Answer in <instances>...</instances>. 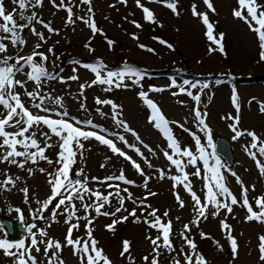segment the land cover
Listing matches in <instances>:
<instances>
[{
	"label": "rangeland",
	"instance_id": "obj_1",
	"mask_svg": "<svg viewBox=\"0 0 264 264\" xmlns=\"http://www.w3.org/2000/svg\"><path fill=\"white\" fill-rule=\"evenodd\" d=\"M60 0H56L59 4ZM67 3V0H65ZM215 8L213 13L203 3V0H178L179 16L174 15L168 8L158 3H149L148 0H141V3L155 13L157 23H149L144 18V13L136 6V0H127V4H121L118 0H91V7L94 13V19L98 28L103 30L104 35L96 34L93 37L92 32L81 21L76 20L75 25L66 26L65 20L67 13L63 9H57L51 3V0H43V6L37 9H30L25 15H30L32 11L37 13V18L45 23L50 22L51 27L59 30V35L50 34L41 24L33 22L38 32H43L47 38V43H43L38 49L48 55L46 67L51 73H58L59 76L66 80V83L58 81H49L42 88L43 92H48L53 96L63 97V103L72 117L80 120L92 119V121L109 132H116L124 135L129 144L140 148L147 161L142 159L131 149L127 148L123 143L115 140L117 146L126 151L129 156L141 164L147 176L152 177L148 182V189L145 190L142 185L144 178L141 177L135 169H133L128 161L122 157L114 155L106 147L94 140L85 141V151L83 158L77 156V164L73 167L72 174L75 178V172L79 168H83L87 175L89 183L88 187L98 190L105 195L114 192V188H108L106 184L98 183L92 180L93 177L104 180L109 175H119L121 169L125 176L134 180L137 186L124 185L120 181H110L111 184H119L120 188H128L133 194V199L139 200L148 194L155 192L157 195L148 196L145 203L150 204L152 208L158 209V215L164 219L172 221L173 238L172 243L176 247L175 253L169 254L167 251L161 250L158 264H173V257L180 259L183 264V256L179 254V249L184 245L179 233L183 230L185 224H189L192 228L190 237L197 244L198 252L205 257L207 264H264L259 259V237L264 236V223L256 221H246V209L240 206H233V213L227 214V223L231 225L232 236L237 240L238 254L233 258L230 249V242L225 238L226 233L221 231L220 221L225 218V210H221L220 215L213 217L212 209L209 208L207 220H201L199 228L191 225L195 213L193 211V201L190 195L183 191L181 187L175 189L184 201V207L180 208L173 194V181L170 179H159V170H165V175H180L174 166L168 162L164 156V152L171 150L167 148V141L162 137L150 120V109L139 97L138 93L143 91L148 94L161 109L163 114L169 121H178L189 129L190 132L196 133L201 137V142L208 153L212 152V147L207 144L204 133L198 130L192 109L198 106L202 112L207 113L206 123L211 128L213 142L218 136H223L231 142L234 152V163L228 166L225 160L219 156L226 167L230 171H234L243 181V185L248 187V199L255 209V199L264 196V176L260 175L255 162L245 151V146L251 142V138L243 136L234 140V133L228 125L231 120L226 119L229 114L236 115V111L232 103L233 91L238 97L240 105V123L241 130L254 131L261 141H264V114L259 112L258 102H264V83H253L252 86L243 84L241 80L263 79L264 80V60L260 58V48L256 33L249 30L247 24L242 20L233 17V9L238 7L237 0H211ZM77 5L73 7L75 16H87V5L79 3V0H73ZM259 4L264 5V0H258ZM6 14L15 12L14 19L18 23L20 21V12L13 4L12 0H3ZM110 5H115L111 7ZM196 5L198 12H207L210 22L215 25L214 35L219 38V34L223 33L224 54L219 51L209 53L210 42L205 36V26L200 18L192 15V6ZM246 14V13H245ZM135 21L141 27L137 28L132 23ZM0 35H4L0 33ZM27 41L25 46L12 47L9 45L6 55L9 56H27L30 55L39 41L38 37L31 34L29 29H25L22 33ZM133 36L137 39H133ZM106 39L114 41L111 49L106 43ZM165 41L161 44L159 41ZM90 42V47L94 51H89L85 47ZM7 43V41H6ZM143 45L144 48H141ZM167 45H171L169 48ZM215 47V45H212ZM52 48L53 53H48V49ZM153 49V52L147 51ZM73 60H79L81 64H92L98 60L103 61L107 66L105 71H116L124 64L137 67L144 74L139 84L125 80L127 87H115L113 85L110 91L105 89L106 85H88L93 81L94 74L79 65L72 63ZM11 62V61H10ZM73 68H78L77 72H73ZM78 75V80H69L68 77ZM17 79H23L18 75ZM192 82H209L210 88L200 92L199 88L193 89L189 85H184V81ZM175 81L180 87L193 92V94H201V102L196 105L191 97L179 93L178 87H173L172 82ZM241 81V82H240ZM81 85H85L81 89ZM26 87L33 90L35 85L29 82ZM152 89H162V91H153ZM16 91L21 92V99L27 107H31L28 99L23 95V90L17 88ZM111 100L118 107L115 110L118 113V119L123 121L128 128L138 134L139 140L134 137L131 132L125 131L124 128L118 127L113 121L114 111L111 105L96 104L95 100ZM251 101V103H249ZM81 104L84 105V111L81 110ZM99 110V111H98ZM0 111H3L0 108ZM35 113L37 110L32 109ZM102 113V114H101ZM45 115V113H39ZM57 118V117H53ZM174 135L178 139L182 148H189L199 155L195 148L194 140L190 132L184 131L175 125L172 126ZM16 129H8L15 131ZM93 130V129H86ZM39 139V137H38ZM56 140L53 137L54 142ZM42 146H43V142ZM58 147L54 146L46 152V155L56 160ZM255 151V150H253ZM111 157V159H107ZM21 159V158H17ZM184 159L185 162L187 158ZM211 159V158H210ZM264 163V158L261 160ZM151 163L152 167L148 166ZM104 164V167L101 165ZM32 167L34 175L29 176L25 171L15 166L0 164V180L4 179L3 172L6 170L9 175L20 176L17 181L16 188L12 191L0 190V218L4 214H8L16 220H20V214L15 211L16 208L21 209L23 221L27 226L32 223L37 224L38 228L46 229L49 236L46 238L37 237L39 239H53L64 242L68 225L63 223L64 217L58 216L59 223H51L50 219L33 220L31 210L38 207L36 200H45L50 194V186L47 184V175L41 174L38 169L43 167L52 172L57 165H49L46 161H39L35 165H26ZM197 167L201 169V176L206 175L202 161L197 162ZM185 171L189 173V179L192 181L193 190L201 197L203 202L204 190L202 179L191 175L194 171L192 166H188ZM222 171H224L222 169ZM227 186L232 193L241 199V185L236 183V179L230 175L228 171H224ZM81 180L83 176L79 177ZM255 190H252V186ZM29 189V202L26 204L25 196L20 191L21 188ZM125 196L124 207L131 211L135 204L127 199V194L121 192ZM94 200V198H92ZM85 202L92 201L85 197ZM55 204V201L53 202ZM77 208H80V202L75 201ZM118 206L115 197L112 198L111 205H106L102 211H114ZM169 212L167 218L163 217L164 211ZM142 209L136 207L137 216L141 220ZM150 211V209H149ZM83 210L77 215L83 216ZM46 212L45 216L48 217ZM93 215H95L93 213ZM128 213L121 211L113 216H99L94 219L92 233L93 237L99 242L97 247L102 248L104 253L109 257L112 264H131L129 260L121 257L122 242L128 240L131 242L130 255L134 259L135 264H145L143 257L148 256L151 261L153 245L146 235L153 238L157 235L154 229H150L144 223H134L133 217L127 221L115 225L113 231L106 229V225L112 223L119 217L127 216ZM147 216V212L144 213ZM179 217V220L176 218ZM151 219V217H148ZM75 222V221H74ZM80 229L74 230L73 238L77 236H85V221L80 220ZM35 232L36 229H33ZM207 234L208 238L202 239L200 233ZM0 238H5L0 235ZM25 240L26 244L29 240L27 231H23L20 240ZM19 240V241H20ZM216 241L222 246L223 250H219ZM41 253L37 255L38 260H43V245H40ZM188 249L185 248V252ZM62 258L65 264H79V260L72 254L71 248H65L62 252ZM127 255V254H126ZM0 264H14V258L5 256L0 251Z\"/></svg>",
	"mask_w": 264,
	"mask_h": 264
},
{
	"label": "snow or ice",
	"instance_id": "obj_2",
	"mask_svg": "<svg viewBox=\"0 0 264 264\" xmlns=\"http://www.w3.org/2000/svg\"><path fill=\"white\" fill-rule=\"evenodd\" d=\"M13 4L20 12L19 19L23 23H18L14 19L15 12H5L3 0H0V164H6L9 166H15L18 169L25 171L29 176L34 175L32 167H26V165H35L39 161H46L49 165L55 164L57 167L49 172L47 169L41 167L38 171L41 174L47 175V184L50 186L49 196L41 201L36 200L35 203L38 207L31 210L33 220H45L50 219L51 223L48 225L51 227L52 223H59L58 216H63V223L68 225L67 232L64 238V242L46 238L49 233L46 229L38 228L37 224L32 223L26 227V231L29 234V240L26 244L25 240L18 242H10L7 237L5 226L0 224V235L5 238H0V251L5 256L14 258V264H65L62 258V252L65 248H71L72 254L79 260V264H112L109 257L104 253L102 248H98V241L93 237L94 231L93 223L94 219L103 216L115 217L117 213L124 211L127 212V216L119 217L112 221L111 224L106 225V229L113 231L115 225L128 220L129 216L133 217L134 223H144L150 229H154L157 235L153 238L151 235H146V239L153 245L151 261L149 257H143L145 264H158L161 250L167 251L169 254L177 251L176 247L172 243L174 236L172 231V221L169 219L167 222L158 215V209L152 208L150 204L145 203L148 196H155L157 193L148 192L146 196L139 200L133 199V194L129 192L128 188H120L119 184H111L110 181L116 180L122 182L124 185L137 186L134 180L128 179L123 169H121L119 175H109L104 180H99L97 177H93L92 180L98 183L106 184L108 188H114V192H109L107 195L104 193L93 190L88 187V177L84 173L83 168H79L75 172V178H73L72 170L77 164V156L83 158L85 149V141L94 140L99 144L106 146L111 153L122 157L125 161H128L130 166L135 169L137 174L144 178L142 187L147 190L148 182L152 177L145 174L141 164L134 160L127 154L126 151L122 150L117 146L114 139L109 137H115V140L123 143L127 148L134 151L142 159L147 161L144 157L143 152L140 151L139 147L129 144L125 139L124 135H120L116 132H109L108 129L101 127L94 123L92 119L80 120L76 117L70 116L66 110L63 97L57 95L53 96L48 92H43L42 88L46 86L49 81H58L60 83H66L63 77L59 76L58 73H51L48 71L46 64L48 62V55L44 52L38 51L42 47L43 43H47V38L43 32H38L36 27L33 26V22L41 24L43 28L50 34L59 35V30L51 27L50 22L45 23L43 20L37 18V13L32 11L30 15L24 13L30 9H37L43 6V0H12ZM121 4H127V0H118ZM149 3H158L168 8L174 15L179 16L178 11V0H148ZM51 3L57 9H63L66 13V26H73L76 20L81 21L86 27L90 29L93 37L96 34L104 35L103 30L98 28L95 19L93 9L91 7V0H79L80 4L87 5V16H75L73 7H76L73 0H60L59 4L56 0H51ZM203 3L213 13L215 8L211 0H203ZM238 7L233 9V17L242 20L249 30L256 33L258 46L260 48V58L264 60V5L259 4L258 0H237ZM115 7V5H110ZM136 6L144 13V18L149 23H157L155 13L141 3V0H136ZM246 13V14H245ZM192 15L200 18L202 24L205 26V36L210 42L209 53L219 51L224 54L223 38L224 34L220 33L219 38L214 35L215 25L210 22L207 12H198L196 5L192 6ZM135 27L139 28L141 25L132 22ZM29 29L31 34L38 37L42 43H37L30 55L15 57L6 55L8 52L9 45L12 47L25 46L27 41L24 39L22 33L25 29ZM133 39L137 37L133 36ZM7 41V43H6ZM161 44H166L165 41H159ZM106 43L111 49L114 41L106 39ZM215 45V47H212ZM171 48V45H167ZM85 47L89 51H94L90 47V42L85 44ZM144 48L143 45H140ZM147 51L153 52V49H147ZM48 53L52 54L53 49L49 48ZM11 61V62H10ZM73 64L79 65L86 70H89L94 74L93 81L88 85L89 87L99 84L108 86L105 90L110 91L111 87H127L125 80H129L133 83L139 84L144 79V74L140 69L135 66L124 64L119 70L116 71H105L106 65L103 61L98 60L92 64H81L79 60H73ZM78 68H73V72H77ZM23 76V79H17V76ZM69 80H78V75H72L68 77ZM31 82L35 85L33 90H28L26 85ZM184 85H189L191 88H199L200 92L210 88L209 82H192L185 80ZM173 87L179 88V93L184 94L196 102L199 105L201 102V94H193L192 91L180 87L172 82ZM81 89L85 85L80 86ZM19 88L23 90V95L30 102L31 107H27L25 102L21 99V92L16 91ZM153 91H162V89H152ZM139 97L146 104L150 111L149 122L153 124V127L161 133L162 137L167 141V148L171 150V154L168 151L164 152V156L168 162L174 168L181 173L180 175H165V170H159V179L165 178L173 181V194L175 200L180 208H183L184 201L180 194L175 191L177 187H181L183 191L190 195L193 203V211L195 213L191 225L199 228L201 220H207L209 215V208L212 209L211 215L213 217L219 216L221 210H225L226 216L221 219L220 226L221 231L226 233V239L230 242V249L233 253V258H236L238 254V244L234 236H232L231 225L227 223V214L233 213V206H240L246 209L247 215L246 221H256L264 223V196L255 199V209L253 204L248 199V187L243 185L240 177L234 172L230 171L222 162L221 158L217 155L216 144L213 142L211 128L206 123L207 113L202 112L201 109L196 106L192 109V114L195 118L198 130L206 136L207 144L212 147V152L208 153L201 142V137L196 133L190 132L189 129H185L182 124L178 121H169L168 118L163 114L159 106L148 97L146 92H139ZM96 104L111 105L114 115L113 121L118 127L124 128L125 131L131 132V134L139 140V136L132 129L121 120L118 119V113L115 112L117 105L111 100H101L96 98ZM233 107L236 111V115L232 116L229 114L225 117L231 120L232 123L228 125L230 130L234 133L233 139L237 140L243 136L251 138V142L245 146V151L250 158L255 162L256 167L260 175L264 176V163L261 162L264 158V141H261L260 137L254 131L241 130L239 128L240 123V105L238 103V97L233 91L232 95ZM251 103V101L249 102ZM259 112L264 114V102H258ZM37 111L34 113L32 109ZM81 110H86L84 105L81 104ZM99 111V110H98ZM45 113L40 115L39 113ZM102 114V113H101ZM57 117V118H53ZM173 125L182 128L186 132H190L195 144V148L198 150L199 155H196L192 149L182 148L178 139L174 135ZM16 129L15 131H8V129ZM93 129V130H86ZM39 137V139H38ZM53 137L56 138L54 142ZM43 142V146L42 143ZM58 147L56 160L50 159L46 152L53 148ZM255 150V151H253ZM21 158V159H17ZM187 158L186 162L184 159ZM211 158V159H210ZM107 159H111L108 157ZM202 161L203 168L206 175L201 176V169L197 167V162ZM192 166L194 171L191 173L192 176L202 179L204 181L203 190L204 198L203 202L201 197L197 195V192L193 190L192 181L189 179V173L185 171L188 166ZM105 165L102 164L101 167ZM149 167H152L151 163H148ZM228 171L232 177L236 179V183L241 185V199H237V196L232 193L231 189L227 186L226 177L224 171ZM4 179L0 180V190L12 191L16 188L17 181L21 179L20 176L9 175L5 170L3 173ZM83 176L81 180L79 177ZM252 190H255V186H252ZM20 191L25 196V203L29 202V189L23 187ZM121 192L127 194V199L130 200L136 207L142 209L141 216L144 217L141 220L140 216H137L136 207L131 211L124 207L125 196L121 195ZM91 200V203L85 202V197ZM115 197L118 206L114 211H102L106 205H111L112 198ZM94 198V200L92 199ZM55 201V204L53 203ZM75 201L80 202V208H77ZM150 209V211H149ZM83 210L85 213L83 216L77 215L79 211ZM15 211L20 214V221L23 223V214L21 209L16 208ZM48 212V217L45 213ZM147 212V216L144 213ZM93 213L95 215H93ZM164 218L169 216V212L166 210L162 214ZM148 217H151L149 219ZM179 220V217L176 218ZM85 221L84 229L85 236H77L73 238L74 230L80 229L79 221ZM75 221V222H74ZM33 229H36L34 232ZM192 228L189 224L183 226V230L179 233L181 240L184 245L180 247L179 254L183 256V264H207V261L202 253L198 252L197 244L194 239L190 237ZM200 236L202 239L208 238L207 234L201 232ZM259 259L264 261V236L259 237ZM219 250H223L219 242H215ZM43 245V260H38L36 254L41 253V247ZM131 242L125 240L122 242L121 257L126 258L135 264L134 259L130 255ZM185 248L188 249L185 252ZM127 254V255H126ZM173 264H182L180 259L173 257Z\"/></svg>",
	"mask_w": 264,
	"mask_h": 264
},
{
	"label": "water",
	"instance_id": "obj_3",
	"mask_svg": "<svg viewBox=\"0 0 264 264\" xmlns=\"http://www.w3.org/2000/svg\"><path fill=\"white\" fill-rule=\"evenodd\" d=\"M216 151L226 162L228 166L234 163V152L232 144L223 136H218L215 139ZM0 224L5 226L7 232V239L10 242H18L21 238V234L26 230L27 225L23 221L16 220L8 214H4L0 218Z\"/></svg>",
	"mask_w": 264,
	"mask_h": 264
},
{
	"label": "bare ground",
	"instance_id": "obj_4",
	"mask_svg": "<svg viewBox=\"0 0 264 264\" xmlns=\"http://www.w3.org/2000/svg\"><path fill=\"white\" fill-rule=\"evenodd\" d=\"M243 84H246L247 86H252L253 83L255 84H259V83H264V80L263 79H254V78H250V80H241ZM240 81V82H241Z\"/></svg>",
	"mask_w": 264,
	"mask_h": 264
}]
</instances>
